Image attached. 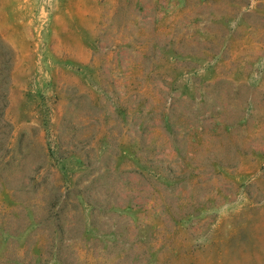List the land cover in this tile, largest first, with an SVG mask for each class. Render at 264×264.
<instances>
[{
    "label": "rangeland",
    "instance_id": "rangeland-1",
    "mask_svg": "<svg viewBox=\"0 0 264 264\" xmlns=\"http://www.w3.org/2000/svg\"><path fill=\"white\" fill-rule=\"evenodd\" d=\"M0 264H264V0H0Z\"/></svg>",
    "mask_w": 264,
    "mask_h": 264
}]
</instances>
